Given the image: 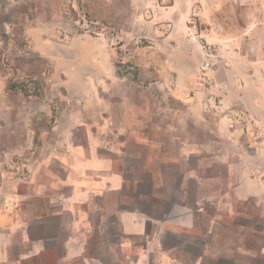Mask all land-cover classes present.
Wrapping results in <instances>:
<instances>
[{"label":"crops","instance_id":"obj_1","mask_svg":"<svg viewBox=\"0 0 264 264\" xmlns=\"http://www.w3.org/2000/svg\"><path fill=\"white\" fill-rule=\"evenodd\" d=\"M219 2L108 0L100 19L133 51L129 75L117 73L111 45L60 40L33 14L2 23L24 58L45 62L50 84L15 101L0 69V264H256L264 255L252 234L215 237L224 219L249 228L233 221L250 210L260 224L252 233H264V11L238 0L230 23ZM191 20L218 47L205 72Z\"/></svg>","mask_w":264,"mask_h":264},{"label":"rangeland","instance_id":"obj_2","mask_svg":"<svg viewBox=\"0 0 264 264\" xmlns=\"http://www.w3.org/2000/svg\"><path fill=\"white\" fill-rule=\"evenodd\" d=\"M105 3H104V2ZM217 4L219 11H222L227 15V19L233 22L235 13L240 10V3L238 0H219ZM258 1L257 3H254ZM101 2L104 5H101ZM253 7L256 8V12H263L264 6H261V0H252ZM20 5V9L17 12L14 11L13 5ZM264 5V2H262ZM116 7L118 16L122 19L117 20L118 28H125L129 26V21L125 20V5L118 1V3L113 4ZM6 8L4 11H0V40H1V50H0V69L9 76V80L6 84L9 95L13 96L15 101H21L39 95L44 90V85L50 84L47 80V66L45 62L39 57L29 56L24 58L23 51H18V49L24 48L20 47V43L14 38L12 29L9 33L3 37L1 30L4 24L9 23L13 20L14 15L19 13L23 15V18L19 19L17 22L19 24L27 22L33 14V24H54L56 31L55 35L60 40H67V37L74 38H92L95 41L102 42L103 44H108L112 46V50L117 57L115 63L121 61L122 65H129V67H116L120 75H129L134 72L133 65L128 62V57L125 56L128 53L133 52L123 48L119 44V40L115 39V35H112L115 26L110 27L108 20L100 19V17L107 18L110 5L108 0H0V8ZM105 8V9H104ZM238 8V9H236ZM18 29V28H17ZM17 29H13L17 31ZM11 32V33H10ZM21 41V40H20ZM17 44L19 46L17 47ZM130 44L141 46L145 44L143 38H135L131 40ZM21 52V53H20ZM33 94V95H32ZM216 201L213 200V205L208 204L209 212H213V208ZM251 209V206L248 205ZM255 212L250 210L249 214L252 216L247 220L237 219L234 223L246 224L249 223L251 226L249 228L232 229L230 226L231 220H222L220 222V227L215 230V237L217 239H233L235 237H245L246 235L256 236V239L264 244V233L260 236L258 233H252L254 227L259 226V221L255 219ZM207 217L201 216L198 218V224L203 226L206 222ZM264 228V227H262ZM264 230V229H263ZM251 231V232H250ZM259 236V237H258ZM253 240L246 241L243 243L242 248L244 250L253 251ZM258 244H256V249ZM245 262V261H244ZM256 264H264V255L259 259L256 256Z\"/></svg>","mask_w":264,"mask_h":264},{"label":"built area","instance_id":"obj_3","mask_svg":"<svg viewBox=\"0 0 264 264\" xmlns=\"http://www.w3.org/2000/svg\"><path fill=\"white\" fill-rule=\"evenodd\" d=\"M188 41L197 47L203 56L204 60L200 70L205 72L207 70L213 69L216 65L218 47L215 45H209L202 40L200 37L199 25L195 20H191L188 23ZM241 117L242 116L238 115L236 119L243 120ZM228 127L233 129L235 128V124L230 123Z\"/></svg>","mask_w":264,"mask_h":264},{"label":"trees","instance_id":"obj_4","mask_svg":"<svg viewBox=\"0 0 264 264\" xmlns=\"http://www.w3.org/2000/svg\"><path fill=\"white\" fill-rule=\"evenodd\" d=\"M19 46V44H17V47ZM122 62L121 61H118L117 63H115V66L116 67H129V65H122L121 64ZM118 72V71H117ZM119 74V73H118ZM120 75V74H119ZM135 76H136V74H135Z\"/></svg>","mask_w":264,"mask_h":264}]
</instances>
